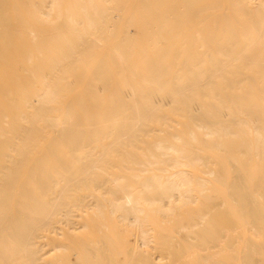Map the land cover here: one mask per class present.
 Here are the masks:
<instances>
[{"label":"bare ground","instance_id":"obj_1","mask_svg":"<svg viewBox=\"0 0 264 264\" xmlns=\"http://www.w3.org/2000/svg\"><path fill=\"white\" fill-rule=\"evenodd\" d=\"M0 264H264V0H0Z\"/></svg>","mask_w":264,"mask_h":264}]
</instances>
